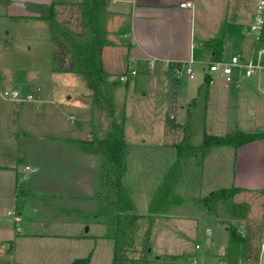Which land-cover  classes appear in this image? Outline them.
Returning a JSON list of instances; mask_svg holds the SVG:
<instances>
[{
    "label": "crops",
    "instance_id": "1",
    "mask_svg": "<svg viewBox=\"0 0 264 264\" xmlns=\"http://www.w3.org/2000/svg\"><path fill=\"white\" fill-rule=\"evenodd\" d=\"M82 1L10 0L3 6L6 11L2 17L0 15V22L22 20L29 27L39 30V38L34 39L29 36L26 48L31 50L34 46L38 50L43 46L48 51L47 46L50 47L52 62L50 67L46 68L48 75H43L44 79L33 74L31 77L30 74L17 87L13 86L15 77L13 80L10 77V82L7 84L9 76L0 71V92L6 87H11L18 88L23 93L33 94L28 90L36 85L41 98L42 88L53 87L54 83L49 72L52 75L57 72L53 68L54 44L48 32L47 22L35 18L38 12L32 11L30 5L55 4L56 7H70ZM184 2H192L194 7L182 6ZM120 7L125 8L129 18L126 60L128 63L141 64L148 77L152 75V78H161L162 87L156 94L161 108L164 109L166 106V109L174 113L175 118L178 114H182L184 123L188 118V111L193 112L192 144L200 145L203 142L204 132L195 131V123L199 112H207V103L212 101L213 97L218 98V105L224 107L232 103L239 108L240 103L245 101L246 105L254 107L251 112H256L258 109L264 113V98H260L261 89L264 93V70L256 77L248 79H242L244 75L236 73L233 80L228 83L218 73L215 74L214 82L209 83L208 87L204 86L205 78L197 84L186 78L187 82L183 85V77L177 79L173 72L174 64L187 67H191V64L195 66L202 64L204 68L206 67L204 64L228 59L231 55L253 56L257 43L262 39L261 34L260 39L257 40L250 31L255 11L254 0H121ZM5 44L9 49L12 47L9 40H5ZM47 54L50 58V51ZM102 57L105 63L104 55ZM109 65L112 66L105 64L106 70L113 78L115 72L109 70ZM42 68H35L38 75L45 71ZM134 75H137V71ZM45 82H48L49 86L45 85ZM125 82L127 97L129 92L136 90L137 82L130 88L129 79ZM169 85L171 88L183 89V98L181 99L180 92H174L168 94L169 98L167 99L166 96L165 99L162 94ZM49 96H51L50 92ZM6 100L0 93V101L5 103V107ZM124 104V117H126L128 107L126 103ZM179 123L183 122L179 121ZM164 129L165 139L155 144L175 146L181 141L182 135L178 137L179 133L175 134L176 132L170 135L166 126ZM24 134L29 143L27 162L24 164L19 157L17 160L15 158L9 160L6 148L7 144H13L14 134L9 131L0 134L3 136V141L0 138V262L71 264L76 259L89 256L88 264H113L115 241L108 237V233L115 220L113 216L104 219L98 215L102 203L98 196L101 180L99 182V178L95 179L93 172L98 171L102 163L101 165L99 163L98 167L90 163L94 156L100 154L82 151L71 142L75 138L69 136L38 138L33 132L25 131ZM125 136L127 141L126 126ZM171 136L175 138L172 139ZM220 147L222 146L212 147L202 163H199L196 156L187 158L180 174L183 175L188 166L186 164L191 160L193 174L199 170L202 172V177L205 172L207 175L211 174L213 178L218 179V185H234L246 192L263 191L260 208L261 220L264 223V138L238 148L227 146L232 148L227 155L223 152L214 153ZM79 152L86 154L90 159L86 160V156L83 158L85 163L87 162L86 166L79 163L83 156ZM224 158L225 172L221 162ZM28 165L37 169L26 170L25 167ZM99 171L101 177V168ZM127 171L126 169L123 177L125 184ZM181 175L179 178L182 177ZM224 175L231 177L227 184L221 183ZM175 188L176 185L174 194L180 197L176 194ZM126 189L128 190L127 187ZM209 189L208 194L213 188ZM155 193L156 191L153 196ZM132 199L134 203L132 211H134L136 203L133 197ZM16 217L19 219L16 220ZM220 231L226 237L228 233L226 228ZM225 244L226 242L216 250L225 249ZM193 249L195 252L191 254H199L207 261H213L216 255L215 250L212 249L200 251L202 247L197 250L196 245Z\"/></svg>",
    "mask_w": 264,
    "mask_h": 264
},
{
    "label": "rangeland",
    "instance_id": "2",
    "mask_svg": "<svg viewBox=\"0 0 264 264\" xmlns=\"http://www.w3.org/2000/svg\"><path fill=\"white\" fill-rule=\"evenodd\" d=\"M120 3L121 0H107L106 12L101 11V20L107 28L106 38L109 41L104 46L102 54L105 58V64H112V66L109 65V70L115 72L113 78L110 76L109 79L118 82L115 88L117 107L119 112L124 109V103L128 107L126 116L128 119H125L128 141L126 169L128 171L125 178L126 184H124L136 203L133 212L140 214L138 230L136 233L129 232L124 244L125 254L128 257L125 264H191L188 257L193 253V247L197 243L202 247L200 251L215 250L214 262L223 259L226 264H244L245 262L239 256L242 249L241 245L236 250L238 252L237 258L226 260L225 255L228 253L227 249L230 246L229 233L225 237L220 230L225 229L224 220L230 221L232 225H236L240 231H243V235L249 236V244L252 250L260 249L264 240V223L261 220L260 208L263 191H240L233 199L220 200L217 203L218 217L211 215L202 209L196 203V200L207 196L210 191L209 188L216 190L220 187L229 186L218 185V179L213 178L211 174L207 175L206 172L202 177L201 170L193 174L191 160L186 164L188 166L185 169L186 171L182 173L183 175L180 174L182 177L178 178L177 183H175L176 194L186 200L181 198L183 200L182 204L169 205L163 215L160 213L154 218L149 243H145L146 231L150 224L148 216L150 200L162 184L164 174L177 159L176 146H162L155 143L165 139V126L170 135L172 132V134L176 132L175 134L179 133L178 137L180 135L183 137L184 132L181 128H174L173 130L169 127V120L173 116V112L166 109V106L164 109L161 108L160 103L157 102L158 96L156 94L159 93V89L162 87L161 78H152V75L148 77V74L144 72V68L133 62L128 63L125 58L126 49L129 45L127 37L129 18L125 8L120 7ZM3 6L5 4L0 2L1 17L6 11ZM56 11L59 21L72 27V29L82 30L81 10L78 5L56 7ZM39 34V30L29 27L22 20L0 22V71L9 76L7 84L10 82V77L11 80L15 77L13 86L17 87L30 74L31 77L35 75L41 78L48 73L46 68L50 67L52 62L51 48L47 46V50L50 51V58H48V51L43 46L38 50L34 46L31 50L26 48L29 36L36 39L39 38ZM261 38L255 47L256 50L264 49V26ZM5 40L11 41L12 47L10 49L6 47ZM105 64L104 68L106 69ZM191 67L195 70L196 77L193 80L191 79L192 83L197 84L204 81L203 65L198 64L195 66L191 64ZM35 68H42L45 71L38 75ZM133 69H136L137 75L132 74ZM262 70H264V67L257 69L250 77H256ZM49 73L54 84L52 88L41 89V98L35 85V87H30L29 90L27 89L32 91L35 96L30 93L33 97L29 100L10 102L7 99L6 107L5 103L0 101V134L3 131L14 134L13 144H7L6 148L8 157H10L9 160L13 158L17 160V157H19L23 164L27 162V146L29 143L25 138V131L35 133L38 138L69 136L75 139H88L92 137L94 120L92 109L87 102L88 100H86V95L88 96L90 90L86 86L82 75L74 72H55L53 75L51 72ZM122 75L129 76V88L137 82L136 90L133 89L131 93L129 92L127 97L126 82L120 80ZM243 77L242 79L250 78ZM186 82V76H183V85ZM46 84L49 86L48 82H45ZM167 88L162 94L165 99L166 96L167 99L169 98L168 94H174V92H180L179 95L181 99L183 98V89L171 88L170 85ZM261 91L260 98L263 99L264 93ZM49 92L52 97L49 96ZM240 104L239 108L237 105H232V103L228 107H224L218 105V98L213 97L212 101L207 103V112H199L195 123V131L203 130L204 132L206 130L212 134H225L238 130L245 132L264 130V113L258 109L256 112H251L254 107L246 105L245 101ZM29 107L31 109L28 110ZM175 119L176 122L179 123L180 121L184 124L183 120L185 119L182 114H178ZM191 126L193 138L192 119ZM171 137L172 139L175 138ZM0 138L3 141V136H0ZM231 151L232 148L222 146L217 148L214 153L223 152L224 155H227ZM79 154L83 155L79 163L86 166L87 162L85 163L83 159L86 154L81 152ZM87 157L86 160H90ZM221 162L225 172L226 159L224 158ZM90 163L98 167L99 163L100 165L103 163V156H94ZM101 166L99 167L102 168ZM99 170L93 172V177L97 180L99 178L100 182ZM227 176H223L222 184L229 182L231 177ZM241 202H247L249 209L246 216L240 219L233 216V211L234 205ZM224 242H226L225 249L216 250ZM147 245H149L148 248ZM234 259L238 260L237 263L232 262ZM0 264L8 263L0 262Z\"/></svg>",
    "mask_w": 264,
    "mask_h": 264
},
{
    "label": "trees",
    "instance_id": "3",
    "mask_svg": "<svg viewBox=\"0 0 264 264\" xmlns=\"http://www.w3.org/2000/svg\"><path fill=\"white\" fill-rule=\"evenodd\" d=\"M5 5L10 0H0ZM80 7L83 23L82 30L72 29L57 18L55 4L30 5V9L38 12L35 18L47 22L48 32L53 41V68L57 72H74L81 74L86 86L90 90L86 100L92 109L93 129L92 137L88 139H72L71 142L82 151L103 156L101 168V189L99 200L101 210L98 215L104 219L114 217L109 229L108 237L115 241L113 264H125L128 257L125 254V241L128 233L139 228L140 215L132 211L133 199L123 183L126 171V154L128 143L125 136V110L119 112L115 88L118 82L109 79L110 73L104 68L102 50L108 44L107 28L101 20V11L106 12L107 0H83L77 4ZM66 22V21H64ZM68 22V21H67ZM66 22V23H67ZM217 52V50H216ZM69 57V58H68ZM68 58V59H67ZM141 65V64H140ZM139 65V66H140ZM208 77L204 86L208 87ZM193 112L188 111V118L184 124L176 122L175 115L170 117L169 127L181 128L183 137L175 146L177 159L163 178V182L153 196L150 203V224L146 231L145 243H149L152 223L158 214L164 213L169 205L182 204L183 200L174 194L176 180L182 171L185 161L190 156H196L199 163L214 146H233L238 148L244 144L264 138V130L245 132L230 131L225 134H212L204 131L203 142L194 145L191 142ZM241 187H220L211 191L207 196L196 200V203L209 214L217 216V203L223 199H233L242 191ZM249 209L247 202L234 205L233 216L243 218ZM229 233L230 246L225 255L226 260L237 258L236 250L242 249L239 256L245 263L256 262L259 258V248L252 250L249 236L243 235L236 225L230 221H223ZM149 245H147V248ZM89 256L79 258L71 264H88ZM224 258V259H225ZM237 259L232 262L237 263ZM244 263V264H245Z\"/></svg>",
    "mask_w": 264,
    "mask_h": 264
},
{
    "label": "built area",
    "instance_id": "4",
    "mask_svg": "<svg viewBox=\"0 0 264 264\" xmlns=\"http://www.w3.org/2000/svg\"><path fill=\"white\" fill-rule=\"evenodd\" d=\"M255 2V11L253 15V20L250 24V31L255 35L257 40L260 39L261 30L264 25V0H254ZM182 6H189L194 7L192 2H184ZM264 49L260 48L257 49L253 56L251 57H244L241 55H231L228 59L217 60L213 62L205 64L204 67V76L205 80L208 77V82L213 83L215 74H220L224 77V79L228 82H231L234 78L236 73L242 74L245 77H250L254 74L257 69L264 67V59H263ZM173 72L177 79H181L183 76H186L188 79H194L195 77V70L193 67L184 66L181 64H174ZM136 70H132V74H135ZM120 80L127 81L128 75H122ZM3 97L10 101H20L23 99H31L33 96L30 94L23 93L18 88H4L0 92ZM26 170L35 171L37 168L33 166H26ZM19 218L16 217V220ZM201 245L196 244V249H200ZM189 261L191 264H226L223 259L219 261H207L204 258H201L199 254H191L189 255ZM245 264H264V240L261 243L259 249V258L256 262H247Z\"/></svg>",
    "mask_w": 264,
    "mask_h": 264
}]
</instances>
